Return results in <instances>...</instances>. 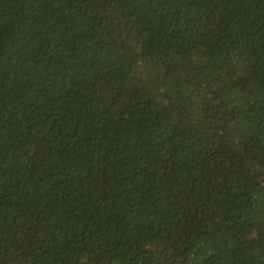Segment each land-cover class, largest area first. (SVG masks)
<instances>
[{
  "label": "trees",
  "instance_id": "1",
  "mask_svg": "<svg viewBox=\"0 0 264 264\" xmlns=\"http://www.w3.org/2000/svg\"><path fill=\"white\" fill-rule=\"evenodd\" d=\"M0 264H264V0H0Z\"/></svg>",
  "mask_w": 264,
  "mask_h": 264
}]
</instances>
